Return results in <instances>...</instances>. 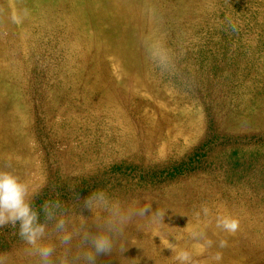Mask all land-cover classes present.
<instances>
[{
  "label": "rangeland",
  "instance_id": "obj_1",
  "mask_svg": "<svg viewBox=\"0 0 264 264\" xmlns=\"http://www.w3.org/2000/svg\"><path fill=\"white\" fill-rule=\"evenodd\" d=\"M58 1L0 0V17L18 32L37 29L59 14L51 9ZM159 7H145L149 17L133 25L134 58L111 51L89 60L78 105L50 86L49 115L43 105L27 117L34 132L23 135L39 169L33 206H74L73 193L82 200L97 189L129 196L186 188L216 216L238 219L239 228L264 224V0H177L168 20ZM157 41L170 51L175 74L149 57ZM18 227L0 228V246ZM225 234H214L203 251L204 241L192 239L194 258L212 257ZM160 240L179 247L168 231Z\"/></svg>",
  "mask_w": 264,
  "mask_h": 264
},
{
  "label": "bare ground",
  "instance_id": "obj_2",
  "mask_svg": "<svg viewBox=\"0 0 264 264\" xmlns=\"http://www.w3.org/2000/svg\"><path fill=\"white\" fill-rule=\"evenodd\" d=\"M162 2L62 0L55 7L51 6V9L55 8L59 12L55 14L56 17L50 18L46 24L42 20L44 25L37 29L30 26L19 32L0 17V170L12 172L31 188L38 184L39 169L31 157L29 140L23 135V131L34 132L33 126L26 125L27 117L35 116L43 105L47 106L46 113L49 115L53 106L45 102L44 98L50 86L58 87L70 107L78 105L73 100L80 97L82 89L79 81L87 73L88 62L92 58L101 59L111 51L118 56L134 58L136 50L131 37L133 25L140 21L142 15L145 19L149 17L145 7L150 4L159 8L164 6L160 10L161 14L164 20L170 19V9L177 4V0ZM67 7L70 14L66 16L62 10ZM0 13L3 15L4 12ZM102 38L105 44L100 43ZM39 58H44L46 72L41 71L37 63ZM37 94L41 99L38 104L34 101ZM23 106H28L27 112ZM62 122L65 120L61 119V125ZM166 192L149 191L129 196L124 191L115 193V196L109 194L124 206H150L153 211L160 210L164 213V219L152 223L149 218H144L130 223L116 239L113 253L99 257L98 264H177L175 255L178 251L192 252L195 248L191 245L193 231L202 232L205 239L215 244L214 234L222 230L220 228L219 231L215 221L217 217L223 216L214 214L213 205L192 197L191 191L186 188H174ZM203 208L209 210L207 215ZM65 209L67 219L72 224L79 225V214H83L89 218L88 226H91L93 214L90 210L81 211L77 204ZM249 222L246 224L248 230L240 227L235 234L226 232L221 240L227 241V247L212 251L222 253L221 261H213L210 257L199 264H264V224L251 228L253 223ZM162 231H168L179 247L167 249L160 240ZM53 242L57 243L54 237ZM29 247L19 232L7 236L5 244L0 246L3 264H35L37 258L29 254ZM60 251L58 247L57 254Z\"/></svg>",
  "mask_w": 264,
  "mask_h": 264
},
{
  "label": "clouds",
  "instance_id": "obj_3",
  "mask_svg": "<svg viewBox=\"0 0 264 264\" xmlns=\"http://www.w3.org/2000/svg\"><path fill=\"white\" fill-rule=\"evenodd\" d=\"M13 20L19 22L20 18L13 16ZM229 24L235 31L236 26L231 22ZM147 51L162 72L176 73L177 66L172 55L162 43L157 41L150 44ZM35 195V189L28 183L10 171L0 170V228H16L19 224V236L30 246L29 254L37 258L35 264H98L99 257L113 253L116 239L130 223L144 218H149L152 223L164 219V213L160 210L153 211L150 206H124L113 200L103 189H97L82 200L78 193H73L81 211L90 210L93 214L91 226H88L89 218L83 214H79L80 223L76 225L67 219L61 201H45L37 209L32 202ZM208 211L203 208L205 215ZM216 225L230 234H235L240 226L238 219L228 216L217 217ZM191 236L204 241L202 251L212 247L213 242L205 239L202 232L193 231ZM53 237L57 243L53 242ZM58 247L61 249L59 254ZM219 247H227V241L221 240ZM169 248L175 250L172 244H169ZM222 258L220 252L211 257L216 262ZM175 260L178 264H199L188 250L178 251ZM0 264H3L2 257Z\"/></svg>",
  "mask_w": 264,
  "mask_h": 264
}]
</instances>
